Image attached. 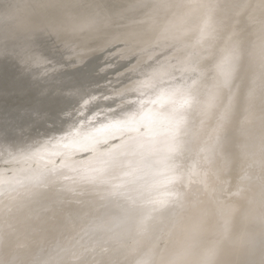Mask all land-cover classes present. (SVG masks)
Listing matches in <instances>:
<instances>
[{
	"label": "bare ground",
	"instance_id": "bare-ground-1",
	"mask_svg": "<svg viewBox=\"0 0 264 264\" xmlns=\"http://www.w3.org/2000/svg\"><path fill=\"white\" fill-rule=\"evenodd\" d=\"M75 1L71 0L75 5L78 2L79 9L68 0H0V222H6L9 215L4 228L8 256L16 248L27 263L36 255L40 241L50 246L60 234L78 231L85 236L80 241L83 249L105 247L97 253L102 264H264V169L258 170L264 167V22L255 17L259 6L264 8V0H207L208 4L206 0H92L97 2L91 3L95 7L102 5L98 8H90L91 0ZM66 3L83 15L69 19L77 12L70 9L74 17L66 16ZM212 6L217 8L215 21L223 20L226 31L213 33L215 41L195 93L193 107L199 119L194 144L200 155L193 157L198 160L192 157L186 165L179 164L177 156L181 134L186 135L188 126L183 121L185 111L178 112L173 99L186 97L197 69L193 61L200 57L171 56L177 42L184 40L180 36L143 58L152 64L134 83L126 102L108 113L105 108L74 135L65 137L72 121L65 114L61 120L51 110L55 102L33 105L28 101L32 93L24 84L40 95L51 92L61 100L79 96L80 86L60 89L65 84L61 79L57 86L47 83L63 62L68 67L95 62L93 58L107 49L116 50L107 58L127 61L132 54L123 56L126 48L120 45L132 44L129 35L134 31L132 39L139 37L143 43L142 34L149 25L144 20L147 9L152 10V15L147 12L151 17L160 8L168 15L182 7V14L188 13L180 17L182 22L190 20L193 26L187 31L189 40L197 39L201 30L205 38L200 44L204 43L211 33L207 20ZM19 9L23 11L17 13ZM51 15V19L59 17L57 25L52 24L56 20L49 21ZM120 17L127 26L124 36L115 34L118 29L113 25ZM251 17L255 23L252 29L247 26L248 33L254 30L245 36L249 40L243 35L247 32L240 35L246 26L236 31L244 37L242 45L247 44L240 48L230 24L244 25ZM138 20L145 24L135 30ZM81 32L83 40L78 36ZM142 67H134L130 77L135 78ZM5 82L12 84L8 91L2 90ZM168 98L176 109L169 107ZM99 100L91 96L83 102ZM162 101L173 110L160 109ZM250 123L256 125L249 128ZM31 128L36 130L32 135ZM237 159L245 161L243 171L245 165L246 171L259 165L261 173L252 170L247 178L239 176L242 162ZM235 174L244 176V181L234 182ZM196 179L216 189L208 202L198 192L200 202L192 207L193 199L186 201L183 193L189 189L196 196L194 187L190 188ZM4 205L9 207L5 210ZM186 210V218L192 217L195 224L177 221ZM46 215L51 218L48 223L42 220ZM64 254L54 253L51 264H58L56 260L62 257L61 264H72L70 253ZM149 257L151 263H147ZM95 261L90 257L86 264Z\"/></svg>",
	"mask_w": 264,
	"mask_h": 264
},
{
	"label": "rangeland",
	"instance_id": "rangeland-1",
	"mask_svg": "<svg viewBox=\"0 0 264 264\" xmlns=\"http://www.w3.org/2000/svg\"><path fill=\"white\" fill-rule=\"evenodd\" d=\"M64 1L67 2V0H64ZM77 1H79V0H77ZM77 1H75V2H77ZM80 1H82V0H80ZM28 2L29 1H25V3H28ZM68 2L71 3V4L74 3V2L72 3L71 0H68ZM67 3L64 5L66 7L65 10L67 12H69L70 9L73 10V13L75 15H76V12H77V15H76L77 17L76 16L74 17V15H72L73 13L72 14L70 13L72 11L69 12L70 13V15H69V13L66 14L65 13L66 11L64 10L63 13L66 14V16L67 15L68 16L72 15V17H74V18L68 17L69 19H73L72 21H75L76 20L75 18L78 19V18L81 17L79 14L83 15V13H81V12L78 13L79 11H81V10H79V11L77 10V9H79V6H76V5H78V2H77L76 5L73 4L74 6H72L73 8L75 7L77 9L68 8L67 7ZM91 3H97V2H94V1L91 0L89 2V4H91ZM206 3L208 4L207 0H206ZM93 6H94V4L92 6H90V8L93 7ZM97 6L101 7L102 5L101 4L99 5V3H98ZM163 6L164 5H163V2H162L161 8H163ZM201 6H203V5H201ZM69 7H70V5H69ZM98 7H95V8H98ZM161 8H160V10H158L156 8L157 11H154L153 16H151V17H150V15H152V13H151L152 10H150V12H149V9H147V11L144 10V13H145L144 14V20L147 18L145 21L146 22L148 21L150 26L148 25V28L142 34V35L145 36V40L143 39V43H139L138 42L137 39L139 37L138 38L136 37V38L132 39V36L133 35L136 36V34H137V32L134 31V32H130L131 34L129 35L131 40H132V42H131L132 44H129L128 46L120 45L121 47L126 48L125 51L123 52L124 54H122L123 56L132 54V56L129 59H127V61L119 62V59H117V57H115V56H111V58H107L108 54L112 55L113 53L116 52L115 49H113V51H109L107 49V50H105L103 52H100L98 55L95 56V58H93V59H96L95 62H91V61L88 60L87 61L88 63H84L83 65L76 64V63L72 62L73 63L72 66L73 67H68L69 65L67 63L65 64L64 62L61 64L62 67L57 69V71L53 74V79L49 80L47 83L57 86L58 80L61 79L62 82H64L65 84L60 89H68V88L73 87V86H80V88H81L80 92L81 93L79 94L78 97H74V96L68 97L66 95L67 97L65 99L63 98L61 100V98H54V97H52V95H49V94H51V92H47V93H44L43 95H40L37 89H32V87H29L28 84H24L23 88H26L25 90L28 89L27 91L32 93V95H30L28 101L31 104H33V105H36V104H38V105H43V104L44 105H46V104L51 105L52 102H55V104H57V105H55L51 110H53V112H55V113L56 112L59 113L60 114L59 116H60L61 120L63 119L61 117L62 114H65V115H67V118H69V120L72 121V124L69 127V130L67 131V134H66L65 137H69V135H74V133L77 131V129L80 126H82L84 123L88 122V120L91 117L93 118V117L100 116L99 113L103 112V110L105 108L109 109L108 111H106V113H108L109 111H111V109H113L119 103L126 102L128 100V98L126 96L130 95L131 93H133L132 91L135 88L134 87V83L137 81V79L139 80L141 77L143 78L144 72L145 71L147 72L148 68L150 67V64H152V61L149 60L147 62V60H145L143 58L146 57V56H149L150 53H152V51L157 50L159 48H163L166 44L173 43L174 40H176L177 37L180 36V37L184 38V40L182 42H181V40H179L180 42H177L178 45L176 47H174L171 50V52H170L171 56L172 57H183V56H185L187 54L188 55L187 58L189 59V57H190L191 60H193V59H195V58H197L199 56L200 57L193 61L194 64H192V66L196 67L197 69L195 70L194 75L191 77V79L189 81V86H188V89L186 90V95H185L186 97H184V95L183 96L180 95V97L182 96V98H184V99H182L184 101H182L179 96L176 97V99L178 98L177 102H176V99L175 100L173 99L174 106H175V104L179 105V103H181V101H182V103L180 104L181 108L178 105H177V107L179 109L177 107H176L177 109L174 108V106L172 105L173 103H171V99L172 98L171 99L168 98L170 101L167 99L166 100V104L169 105V103H170L171 106H169V107L173 106L172 108L176 109V110H179L178 112H180V113H181V111L182 112L185 111V119H183V121L185 122V124L187 123L188 131H187L186 135L181 134V136H182V138L180 140L181 145L179 147L180 152H179V155H177V156H178L179 164H183V162H184V164L186 165L187 163H189V161L192 159L193 156L200 155L198 150L196 149L195 144H194L195 136H196L195 135L196 125H197V121L199 119L197 110L194 109V107H193V103H194V100H195V93H196V90L198 88L199 79L201 78V76L203 75V73L205 71L206 63L208 62V58H209V54L212 51V50H210L211 46H212L211 44H212V42L215 41V37H216V35H213V33L219 32L220 29H221L220 33L225 32L226 29H224V27H223V23H225V22H223V20H222V22L219 21L220 23L218 22V24H217V22L215 21V19L217 17V15H216L217 14V8L215 6H212L211 11L209 10L210 13L208 15V20H207L208 24H211V27L209 29V31L211 32L210 33V37H207L205 39V42L200 44V40L205 38V33H202V32H200L201 30H199L198 31V33H200L198 35L199 37H197V39H194V41H192L193 39L189 40L191 38V35H189L187 31L190 28H192L193 26H192V23H190L191 22L190 20H185L184 22H182L183 18H180V17H183L184 14H185V17H186L187 14H188V13L182 14V11H183L182 7H179L177 9H175V8L172 9L171 12L168 15H165L167 12L162 11ZM260 8H261V10H260ZM262 8L263 7L259 6L257 14H258V12H259V14H261V11L264 9V8L263 9ZM23 9L17 10L18 11L17 13L22 12ZM147 12H149L151 14L149 15V13H147ZM259 14H258V16L255 15V17L259 18L260 20H263L262 22H264V18H263L264 17V10H263V15L261 14L262 18H260ZM78 15L80 17H78ZM148 15H149V17L151 19L148 17ZM52 16L53 15H51L49 17V21L53 22V21L56 20L55 23L54 22L53 23L51 22V23L57 25V23L60 20L59 17L56 15L58 20H57V18H54V19L52 18L53 19L52 20L51 19ZM255 17L254 18L251 17L252 20H253L252 21L250 19L252 21L251 24H248L251 21L250 22L247 21L248 22V23L246 22L247 24H244V22H242L244 24V25L241 24L242 26L240 25V23H231L230 24L229 29H233L235 31V33H234V31L231 30L232 31V35L236 34L234 36H237V40L239 39L238 41H241L242 38L244 39L245 36L249 37L250 32L252 34V32L254 30L253 31L250 30L249 33L247 31L250 28L252 29V26L255 23V21H254ZM257 18H256V23L258 22L259 25L261 26L262 22L259 19L257 21ZM123 19L124 18H122V17L116 18L115 19V23L113 24V25H116L115 29H118L117 33H115V34H122V35H119V36H124V34L125 35L128 34V33H125L126 32L125 29H127V26L124 25V21L125 20H123ZM140 19L142 21L143 17L140 18ZM190 19L192 20V18H190ZM139 20H138V23L140 22ZM163 21H165V24H163ZM68 22H70V20H68ZM213 22H215L214 25H212ZM141 23H143V22H140L139 25L138 24L135 25L134 29L135 30L136 29L139 30V27L142 26ZM170 23H174V24L173 25L171 24L169 26V28L166 29ZM144 24L145 23H143V25ZM161 25L162 26L165 25L164 29H162V27H160ZM248 25L250 27L249 29L247 27ZM250 25H252V26H250ZM259 25H257V28L260 27ZM52 26H54V25H52ZM111 26H112V24H111ZM244 26H246L245 29L246 28L247 29L246 30L243 29V31L241 32V29H242L241 27L244 28ZM83 31H84V29H83ZM236 31H239V33L241 32L240 35H242V33H244V31H245V32L248 33V35L245 33V34H243L244 37H242L243 35L242 36L237 35L238 32L236 33ZM139 33H141V32H139ZM229 34H231V33H229ZM212 35H213V37H212ZM78 36H79V38L81 40L82 39L81 38L82 32H81V34L79 33ZM78 36L76 37V39H78ZM239 36L241 38H238ZM65 37H68V36H65ZM248 37L247 38L245 37V38L247 40H249ZM102 38H103L102 41L104 40L102 43L104 44L105 41H106V37L102 36ZM246 39H245V41H247ZM54 41H56V39ZM202 41H204V40H202ZM243 42H244V40H243ZM243 42L241 41V42H239L240 45L239 44H237V45H239V47L241 46L240 48L247 46V44L242 45ZM152 46H154L155 49H153ZM115 48H117V47H115ZM50 51H51V49L49 48V52ZM93 51H95V50H93ZM117 54H118V52H117ZM119 55L120 54H118V58H119ZM249 56L250 55H248V57ZM105 58H107V59H105ZM97 59H101L102 62L98 63ZM262 61L264 63V60H262ZM58 62H60V61H58ZM101 63H103V64H101ZM109 65H111V66L113 65L114 67L113 68L111 67L106 72H101V69H103V67L105 68V66L107 67ZM140 65H142L143 67L141 68L139 73L135 75V78H131L130 75H129V74H131V70L134 67L140 66ZM63 66L66 69H62ZM121 73H123V74L119 76V74H121ZM32 76L34 77V75H32ZM26 79L29 80V77H27ZM0 85H1V83H0ZM11 85L12 84H9V82H5L4 83V87H2L3 89L2 88L1 89L4 91V90H6L8 88L7 89V91H8V90L11 89ZM39 87H40V89H42L44 86L43 85H39ZM121 90L123 92L120 94ZM168 90L164 91L163 96L166 94V92ZM91 96H94L95 98H97V100L98 99H100V100L95 102V103H93V104H90V103H87V102L84 104L83 100H87V98L91 97ZM163 96H162V98L165 97V96L164 97ZM173 98H175V97H173ZM179 99H180V101H179ZM168 101H169V103H167ZM162 102L163 103H162L160 109H164L165 108L166 110H173V109H167L168 106L164 103V101H162ZM162 107H164V108H162ZM136 109L139 110L138 107ZM163 111H165V110H163ZM13 114H15V112ZM167 122H168V120H167ZM169 123H171V122H168L167 124H169ZM171 124H169V126H170V128H173L174 124H172V125ZM233 124L236 125V124H238V122H233ZM251 124L252 123L248 124L247 127H249V126L251 127V126L256 125V124H252V125ZM31 129H33V130H31L32 133H30L32 135L33 133H35L36 130L34 128H31ZM46 129H49V127H47ZM232 129H233V126L229 127L226 130V133L231 132ZM263 132H264V128H263ZM151 149L152 148L149 149V152L151 151ZM201 156H199V157H201ZM203 157H204V155H203ZM193 158L198 160V158H196V157H193ZM239 159H237V160L241 161L242 164L240 162H237V164H239V165L241 164L243 167H241V165L240 166L238 165L239 168H240V171H239L240 175L239 174H237V175L235 174L234 176L236 178L232 177V178H234V179H232V180H234V182H236L237 180L240 181L241 179L242 180L245 179L246 175H247V177H248V175L250 176L252 170H255L257 172V169H258V166H259V165H254L253 169L248 170V169H250L249 167H251V166L248 165L249 167H247L248 169L246 171V166L247 165H245V170L243 171V169H244V164L243 163H245V161L243 159L242 160H239ZM199 162L200 161H198V164H200ZM255 166H256V168H255ZM262 168L264 169V167H260L259 166L258 170L262 171L263 170ZM2 169H3V167H2ZM260 171H258L259 173L258 172L257 173L260 174L261 173ZM241 172H243V173L244 172L245 173L246 172H250V173H246V174L244 173L243 174ZM241 174L245 175V177L242 176L244 178H242V177L239 178L238 175L241 176ZM193 182H194V184H192ZM200 182H199V180L196 179V180L191 182L192 186H190V184H189L190 188L194 187L195 190H196L197 187L199 188L201 186L199 188L200 191H198L199 189L196 190V191L193 189L194 193L197 192L196 196H192L189 189H187L183 193L184 194V198L186 199V201H189V200L193 199L192 201H194V202L192 204V207L197 206L199 204V202H200V197L197 196L198 194H200V193L205 194V197H206V201L205 202H208L209 198H210V195H209L210 192L213 191L214 188L216 189L215 186H211L210 188H208V186L210 185L209 183L205 184V182L204 183H202V182L200 183ZM197 183H198L199 186L197 185ZM198 192H200V193H198ZM4 207H6V208H4ZM4 207L3 208L6 210L9 207V205L8 206L4 205ZM3 208H1V210ZM187 212H188V210H186L184 212L186 214H184L181 218L177 217V218H180V220L177 219V221H179V223H180L181 219H183L182 220L183 222L181 221L180 225L183 224L184 222H185L186 225L195 224V221L192 219V217H189L188 219L186 218L189 215V213H187ZM8 216H7V221L6 222H0V264H49V262L51 264V263L54 262V259L51 258V256L54 253L61 254L62 256H65V254H64L65 252H67V253L69 252L70 253L71 257H68L69 258L68 260H71V262L73 260L72 264H79L78 263L79 260H80V264H86L87 261L90 259V257L96 260L93 264H102L101 260H99V258L97 256L98 255L97 253L100 252V251L101 252L104 251L105 247L100 244L99 246L93 248L92 251H88V250L83 249L80 246V241H82L85 236H84L83 233H80L78 231L75 234H73V235H68L67 233L66 234L65 233L60 234L56 238V241L54 242V244L50 245V246L46 242L40 241L39 244H38V249H37L36 255L32 258L31 261H29L27 263H25V262H23L21 260L20 252L17 251L16 248L8 256V254L6 252V249H5V242H4L5 237H6V234L4 232V230H5L4 228H5V226L8 223ZM48 216H49V214H48ZM48 216L46 215L45 219H44V217H42L43 222L48 223V221H51V218H49L51 216H49V217ZM184 219H186V221ZM194 248H197V247H193V249ZM56 251H59V252H56ZM84 252H85V254H84ZM63 259H64V257L59 258V259L56 260V262H58V264H61L63 262L62 261ZM152 260H153L152 257H149V261H147V263H151ZM115 262L116 261H114V263Z\"/></svg>",
	"mask_w": 264,
	"mask_h": 264
}]
</instances>
